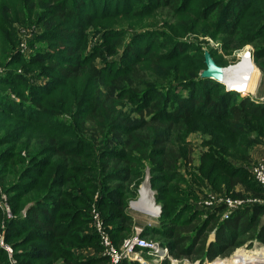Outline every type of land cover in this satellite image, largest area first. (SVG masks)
<instances>
[{
  "label": "trees",
  "instance_id": "16d2710c",
  "mask_svg": "<svg viewBox=\"0 0 264 264\" xmlns=\"http://www.w3.org/2000/svg\"><path fill=\"white\" fill-rule=\"evenodd\" d=\"M13 2L11 5L9 0H0V63H7L8 68L0 75V113L7 114L6 124L0 121V183L10 195L15 217L3 228L5 215L0 209V234L4 229L5 243L13 247L11 255L19 260L18 264H111L106 255L78 257L74 249L101 247L99 234L89 226L97 192L99 208L114 243L120 246L133 236L134 220L127 209L148 165L163 215L161 226L148 228L144 236L161 238L172 254L195 255L194 259L202 263L227 254L246 239L264 243V224L258 222L264 206L256 205L251 216V208L245 207L221 221L218 212L222 209L210 210L202 219L207 209H192L189 199L181 200L180 191L171 187L173 178L179 175V160L189 154L181 144L174 146L173 131L179 130L181 136L189 122L203 119L219 126L221 133L236 137L235 124L244 114L264 111V106L248 96L240 97L242 93L236 88L215 94L226 85L197 78V71L181 62L189 49H183L185 43L175 37L198 29L202 21L203 30L214 38L225 36V48L230 49L237 40L236 33L248 32L242 39L255 46L258 61L264 57V0ZM136 2L141 3L140 9L133 7ZM160 6L169 8L172 18L184 14L189 20L174 22L171 34L154 29L138 33L105 30L101 43L89 50L88 27L99 20L127 13H132V19L145 17ZM256 6L262 9L253 13ZM23 21L43 24L44 33L37 37L47 47L31 46L26 52L29 55L18 50L17 36L11 31L14 22ZM127 34H131L130 41L124 44ZM157 36L161 39L157 40ZM140 39L142 44L138 43ZM118 44L125 48L122 63L114 65L112 60L106 61L109 66H99L96 60L101 55L96 51H112ZM153 62L161 65L159 73L165 72V78L171 74L179 82L152 84L154 80L145 69ZM20 63L40 64L37 76L17 72ZM50 72L61 79L47 83L35 79ZM62 79L68 80L73 90ZM188 80L193 86L187 85ZM197 83L203 87L195 97ZM180 87L190 88V95L179 93ZM235 96L240 97L239 104L231 103ZM133 108L142 117L135 123L139 119L125 113ZM66 114L69 118L65 121L58 119ZM231 120L234 125L228 127ZM86 121L92 126L85 128ZM23 129L29 130L24 140ZM211 148L200 170L215 188L230 187L239 180L235 178L247 173L239 163L230 162L225 152ZM252 179L264 194L256 178ZM188 209L192 211L189 215ZM212 231L215 239L209 241ZM0 261L11 264L9 252L1 245ZM123 264L139 262L125 260Z\"/></svg>",
  "mask_w": 264,
  "mask_h": 264
},
{
  "label": "rangeland",
  "instance_id": "374dc122",
  "mask_svg": "<svg viewBox=\"0 0 264 264\" xmlns=\"http://www.w3.org/2000/svg\"><path fill=\"white\" fill-rule=\"evenodd\" d=\"M14 0H9V3L11 5H14L15 2ZM132 2V1H131ZM130 2V3H131ZM133 3V2H132ZM134 8L140 9L141 3H134L132 4ZM262 8L259 6H256V8L253 10V13L259 10L261 11ZM170 9L169 8H163L162 6L158 7L156 10L152 11L150 14L145 15V17H139L136 19H132V13H127V14H119L118 16L112 17L110 20L105 19L104 22L99 20L96 22V25H92V27H88V32L90 33L89 35V50H93V48L101 43L102 35L105 30H119V31H124L125 33H138L141 31L145 30H150L154 29L155 31H158L160 33H173L171 31V25L176 22L178 23H183L181 22V18L188 19L186 15H178L177 19L172 18L170 16ZM258 17V16H257ZM258 19V18H257ZM108 20V21H107ZM189 20V19H188ZM261 21H264L261 19ZM205 22L200 21L199 24H197L198 29H193L189 31V33L186 34V36H176L175 39L182 41L185 43V45L182 47L183 49H189L187 52L183 53V58L181 62L187 66H191L195 71H197L196 76L197 78L201 77V72L202 70L206 69V66H204V59H205V51L208 50L210 53L214 54V59L217 61L219 65L222 66H235L241 61L244 60L245 57H247L249 54L253 58V61L251 60V63L257 66V68L260 70L259 71V77L256 78V91L254 92H248L245 93L244 91H239L240 94L239 96L244 97L248 96L251 98L253 102H256L257 104H261V106H264V57L260 58L258 61L255 58V46L253 44L247 43L244 41L242 38L246 37L248 35V32H240L236 33L235 37H237V40L234 42L232 47L230 49H226L227 47V41L225 40V36H222L221 34L219 35L218 38H214L213 36L209 35L203 30V25ZM249 25V24H246ZM179 26V25H178ZM180 28H184V25L179 26ZM43 24L39 22L36 23H28L23 21L22 23L20 22H14V28L11 31L15 36H17V43L16 46L19 47L18 50L21 51L24 55H29L26 54L27 51H29V47L31 46H39V47H47L48 44L46 42H42L39 40L37 35L39 33H44L43 32ZM131 34H127V36L124 39V44L125 42H129L130 39L129 37ZM157 40L161 39L159 36H157ZM226 41V46L225 42ZM120 41V40H119ZM139 44H142V40H138ZM139 46V45H138ZM105 49V48H104ZM104 49H100L96 52L100 53V57L96 60L97 64L99 66H109L106 61H112L114 65H118L119 63H122V60L125 56V48L124 46L122 47L121 44H118L115 50L112 51H107ZM107 49V48H106ZM159 54V50L157 52ZM249 53V54H248ZM157 55V54H156ZM213 56V55H212ZM106 57V59H102ZM243 57V58H242ZM157 61V57L155 58ZM115 60V61H114ZM180 63V62H179ZM14 64V63H10ZM150 68L145 69V71H148L149 77L154 80L152 84H167L170 82H176L178 83L179 80H174L175 78H172V75H168L166 78L164 76V73H159L160 64H157V62H153L150 64ZM159 65V66H157ZM165 65H172L173 64H165ZM7 63L6 64H1L0 63V75H3L7 69ZM13 67V65L9 66ZM15 70L20 73H27L33 77L37 76L35 75L38 73L40 64H31V66H27L24 63H20L17 65ZM30 69V70H29ZM182 69L186 71L188 68L185 66H182ZM190 71V70H189ZM47 75V76H43ZM39 79L37 80L39 83H42L45 81L46 83L50 81V79H61L57 75H54L53 73L49 74H42L38 75ZM44 77V78H42ZM259 78V79H258ZM163 79L162 81H160ZM209 79V82H212V78H206ZM198 80V79H197ZM62 82L69 83L68 80L62 79ZM189 81V80H188ZM70 84V83H69ZM68 84V85H69ZM192 81L187 82V85H191ZM197 87V91L195 92V97L200 95V87H203L201 83H197L195 85ZM70 90H73V87L71 84L69 85ZM193 88V87H191ZM227 88L219 89L215 94H220L225 92ZM232 89V88H231ZM234 90V89H232ZM179 93L183 92L185 95H190L191 90L188 87H180L177 89ZM227 91H231L228 90ZM235 96L232 99V104H239L240 102V97ZM127 103V102H126ZM131 106V105H130ZM132 107V106H131ZM126 115H129L133 119H139L142 120V117L140 118V115L137 114L133 109L126 111ZM7 114L5 113H0V121H5V118ZM65 118H69V115H64L63 117L58 118L60 121H65ZM233 118V116H232ZM231 119V118H230ZM242 120L238 122V124H235L237 126L235 130L236 137H233L232 134H224L221 133V130H218L219 126H216L214 124H211L210 122H207L203 119L197 121H191L189 122V127H186L183 129V134L180 136L181 132L179 130H175L172 132L173 139H175L174 146L179 147L178 145L181 144V148L188 149L189 154H187V157L181 158L178 163V173L179 175L176 176L174 179V183H172L171 187H175L178 189L181 193V200L184 201V198L186 197L189 200L190 206L192 209H204L202 207L203 200L207 197H230L233 199H242L244 200L245 206L242 208L244 209L245 207L251 208L249 210V215L255 211V206H264V194L259 190L260 188L254 183V180L252 179L254 176L253 173V168L258 165L262 159H264V111L258 112V114L252 115V114H244L241 118ZM235 120V119H234ZM7 121L4 122L6 124ZM85 123V128L91 127L92 124L90 122H84ZM233 124L232 120L229 123L228 127ZM234 125V124H233ZM222 131L225 128H221ZM226 130V129H225ZM241 131V132H240ZM31 132V131H30ZM32 133V132H31ZM38 132L35 131V134ZM21 134H24L22 136V140L27 138L29 135V130L23 129ZM178 141H177V138ZM234 138V139H233ZM102 139H99L101 141ZM215 149H219L220 152H225L227 155V159H229L230 162L235 161L239 163V165H242L246 170V174H240L235 180L236 182H232V185L228 187V185H224L222 188H215L212 181L210 179H207L201 172L200 167L202 166L204 162V158H206L207 154H210L212 151V146ZM225 148V149H224ZM26 155L25 153H23ZM149 166V165H148ZM147 166V167H148ZM249 171V172H248ZM251 172V173H250ZM151 179L150 182L148 183L150 185L151 190L153 191V195L155 198V202L158 205H161L162 212L159 215V213H155L154 215L147 214L145 212L139 211L136 209L134 206V202H137L141 198V187L144 186V184H147L146 181V173L143 176V180L140 183V185L137 188V195L134 198H131L129 200V206L127 211L132 215L134 224V234L136 235L137 233L140 234V236H143L147 239H152L147 236H144L143 233L147 231L148 228L152 227H158L161 226V217L163 215V205L158 201L157 197L159 195V191L157 187L154 185L153 181V173L151 171ZM255 177V176H254ZM133 186H131L132 188ZM230 188V189H229ZM264 190V188H263ZM0 192L5 193L7 195V201L8 205L10 207L9 211L0 205V209H2L5 219L2 224V227L4 228L7 224L8 221L12 220L15 217V214L12 210L11 202H10V195L8 192L5 191V189L2 187L0 183ZM263 194V195H261ZM98 199H99V192L95 194L91 211H90V217L91 221L89 222L90 230H94L97 232L96 229V224L99 221V219L103 222V229L105 232L108 233V235L111 237L110 232L107 230V225L105 223L103 214L99 208L98 204ZM183 203V202H182ZM181 205V204H180ZM224 208V206H221ZM220 207V208H221ZM225 209V208H224ZM260 209V208H259ZM262 209V215L260 218L258 217V222L260 225L264 224V207ZM189 210V209H188ZM205 210V209H204ZM203 210V211H204ZM230 210L229 208H226L225 211L222 209L220 212H218L220 221L224 219V213ZM241 210L237 209L236 211ZM236 211H234L232 214H234ZM192 211H188L187 215H189ZM207 210L201 215L202 219L207 218L208 216ZM231 214V215H232ZM218 216V215H217ZM204 217V218H203ZM218 217V218H219ZM169 221V220H168ZM98 233V232H97ZM99 234V233H98ZM133 234V235H134ZM215 231H212V233L209 236V241H213L215 239ZM247 236H243V239H246ZM99 243H100V249L94 247V246H80L74 249L75 254L78 255V257H96V256H101V255H106L105 253V247L102 241V238L100 237L99 234ZM161 238H156L152 239L157 242H159L163 247L168 248V253L164 256V260H168L169 264H206L210 261H214L216 259L222 258V259H231L234 254L239 249H247L251 250L256 247H263L264 248V243L259 241L258 239H253L250 241H247L249 239H246L244 244L231 248L227 254L222 255V256H217L212 260L206 259L203 263L200 260L194 259L196 256L193 255H183V256H176L172 254L170 251V248L166 245H163L160 241ZM242 239V237L240 238ZM163 240V239H161ZM113 241V239H112ZM114 243V241H113ZM115 244V243H114ZM0 245L5 248L9 252V256L11 257V264H18L19 260L17 258L12 257L14 253L13 247H11L9 244L5 243L4 240V229L3 232L0 234ZM116 245V244H115ZM164 249V248H163ZM12 254V255H11ZM107 256V255H106ZM108 257V256H107ZM231 257V258H230ZM147 258V262L145 261V264H150L151 259L149 256H145ZM163 261V262H165ZM3 261H0L2 263ZM162 262V263H163ZM161 263V264H162ZM140 264V263H139ZM160 264V263H158Z\"/></svg>",
  "mask_w": 264,
  "mask_h": 264
},
{
  "label": "built area",
  "instance_id": "2783aa9c",
  "mask_svg": "<svg viewBox=\"0 0 264 264\" xmlns=\"http://www.w3.org/2000/svg\"><path fill=\"white\" fill-rule=\"evenodd\" d=\"M253 173L258 183L264 188V159L253 168ZM7 198L5 193L0 192V205L9 211L10 207ZM245 203L246 202L242 199L210 196L203 200L201 206L206 208L207 211H216L218 209H223L225 211L226 208L230 207V210L224 213V219H228L234 211L242 209ZM221 206H224L225 209ZM158 207L159 211L157 213H159L158 216H160L162 212L161 205H158ZM96 229L102 238L105 253L110 259L111 264H123L125 260H132L140 264H145V261L147 262L145 256L152 258L151 261H149L151 262L150 264H161L165 261L164 256L168 253V248L163 247L155 240L147 239L137 233L136 235L134 234L124 239L123 243L117 246L113 243L108 233L104 231L103 222L100 219L96 224Z\"/></svg>",
  "mask_w": 264,
  "mask_h": 264
},
{
  "label": "bare ground",
  "instance_id": "6f19581e",
  "mask_svg": "<svg viewBox=\"0 0 264 264\" xmlns=\"http://www.w3.org/2000/svg\"><path fill=\"white\" fill-rule=\"evenodd\" d=\"M251 60L253 61V58L249 54L243 61L231 66L232 74L228 82L230 88L246 91L245 93L256 91V78L259 77L260 70L251 63ZM141 188V198L134 202V206L139 211L154 215L159 211V207L155 202L153 191L148 183ZM206 264H264V248L256 247L251 250L242 248L231 259L219 258Z\"/></svg>",
  "mask_w": 264,
  "mask_h": 264
},
{
  "label": "water",
  "instance_id": "95a60500",
  "mask_svg": "<svg viewBox=\"0 0 264 264\" xmlns=\"http://www.w3.org/2000/svg\"><path fill=\"white\" fill-rule=\"evenodd\" d=\"M205 63L206 69L202 70L201 78H212L226 85L228 90L230 89L228 82L231 77L232 71H230L231 66H222L217 63L210 51H205ZM146 181L150 182L151 179V167L146 168Z\"/></svg>",
  "mask_w": 264,
  "mask_h": 264
}]
</instances>
